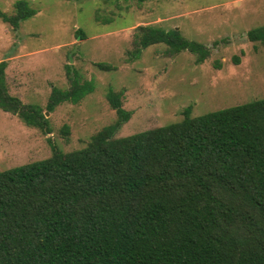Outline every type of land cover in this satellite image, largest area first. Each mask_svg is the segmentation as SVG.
<instances>
[{
	"label": "trees",
	"instance_id": "16d2710c",
	"mask_svg": "<svg viewBox=\"0 0 264 264\" xmlns=\"http://www.w3.org/2000/svg\"><path fill=\"white\" fill-rule=\"evenodd\" d=\"M13 9L0 20L15 30L33 10ZM136 29L133 56L156 44L195 64L209 54L177 30ZM245 36L264 46V26ZM4 69L0 109L49 133L39 107L8 95ZM78 80L51 88L45 111L91 91ZM106 99L117 119L85 147L0 171V264H264V99L197 117L186 107L179 122L119 138L129 113L120 93Z\"/></svg>",
	"mask_w": 264,
	"mask_h": 264
},
{
	"label": "rangeland",
	"instance_id": "374dc122",
	"mask_svg": "<svg viewBox=\"0 0 264 264\" xmlns=\"http://www.w3.org/2000/svg\"><path fill=\"white\" fill-rule=\"evenodd\" d=\"M15 1L0 0V13L11 16ZM22 1L33 15L17 29L0 20L4 85L21 105L42 110L49 133L0 109V171L46 159L52 148L85 147L117 119L108 92L120 93L129 113L114 138L179 122L186 107L197 117L264 99V46L245 36L264 26V0ZM138 26L177 30L209 54L195 64L187 51L169 54L156 44L133 56ZM73 73L91 91L46 112L51 88L69 89Z\"/></svg>",
	"mask_w": 264,
	"mask_h": 264
}]
</instances>
